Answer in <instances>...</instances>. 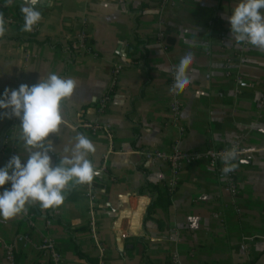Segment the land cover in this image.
<instances>
[{
    "label": "crops",
    "instance_id": "crops-1",
    "mask_svg": "<svg viewBox=\"0 0 264 264\" xmlns=\"http://www.w3.org/2000/svg\"><path fill=\"white\" fill-rule=\"evenodd\" d=\"M236 3L0 0V93L50 74L73 79L63 123L44 147L56 166L83 134L94 145L88 159L96 171L92 202L88 184L73 182L59 207L27 204L15 217L0 218V264H9L8 246L11 264H50L38 249L45 237L55 243L59 264H264V49L234 40L228 16ZM18 7L41 13L34 33L20 34ZM80 34L88 49L69 57L66 49ZM137 40L142 44L133 52ZM188 51L193 58L182 66ZM181 67L187 83L177 89ZM171 84L180 104L176 124ZM105 95L99 115L95 105ZM83 124L109 125L111 139ZM19 125L0 116V135L8 127L0 167L31 151ZM175 140L183 151L238 144L244 155L232 164L236 196L202 160L180 171L169 207L146 217L153 193L140 191L146 182L168 187L165 157Z\"/></svg>",
    "mask_w": 264,
    "mask_h": 264
},
{
    "label": "clouds",
    "instance_id": "clouds-1",
    "mask_svg": "<svg viewBox=\"0 0 264 264\" xmlns=\"http://www.w3.org/2000/svg\"><path fill=\"white\" fill-rule=\"evenodd\" d=\"M25 31L41 19V13L32 7L22 9ZM230 31L237 44L247 43L264 49V0H237L228 16ZM193 58L191 51L182 58V66ZM187 80L181 69L177 72L175 87L181 88ZM76 84L73 79L50 74L32 86L22 84L17 89L6 88L0 93V116L15 117L20 121L21 139L31 149L26 159L14 155L0 167V218H13L27 204L38 203L43 209L59 207L65 200V189L70 183L89 184L96 171L88 159L95 151L92 142L83 134L76 136L70 157L52 165L49 153L51 134H56L63 123L61 105L70 98ZM235 151L223 154L227 174L232 167L228 161L235 158ZM8 185L9 187H5Z\"/></svg>",
    "mask_w": 264,
    "mask_h": 264
},
{
    "label": "built area",
    "instance_id": "built-area-1",
    "mask_svg": "<svg viewBox=\"0 0 264 264\" xmlns=\"http://www.w3.org/2000/svg\"><path fill=\"white\" fill-rule=\"evenodd\" d=\"M36 31L35 27H32L30 32L34 33ZM88 49L87 41L85 35L80 34L70 47L66 49V52L69 57L73 54V51H82L86 52ZM121 71V68L118 67L115 69L114 74L117 75ZM173 84L170 87V93L172 95L171 102L169 104V113L171 114L173 124H176V121L180 113V104L173 95ZM109 96L105 95L96 103L97 114H102L107 105ZM82 128L91 130L92 132L99 131V133L104 134L107 138L111 139L110 127L106 124H83ZM229 151H235L236 155L234 159L228 161L227 166L232 167V164L239 160L243 155L240 146L238 144H231L219 148H207L203 151H183L180 148L178 140H175L170 149L169 155L165 157L170 166V171L172 173V178L168 184L169 193H173L175 188L178 185L180 171L194 162L205 160L208 164V170L224 185L225 191H227L232 197H235L237 194L236 188V178L233 171L225 174L222 169L226 166V163L223 159V154ZM88 199L92 202V187L88 184L87 186ZM39 251H42L45 254L50 256V264H59L60 258L58 252L56 251L55 243L49 239L44 238L38 248ZM5 258L9 264L12 263L13 258V249L11 246L5 247ZM177 263V262H176ZM175 263V264H176ZM178 264V263H177Z\"/></svg>",
    "mask_w": 264,
    "mask_h": 264
},
{
    "label": "trees",
    "instance_id": "trees-1",
    "mask_svg": "<svg viewBox=\"0 0 264 264\" xmlns=\"http://www.w3.org/2000/svg\"><path fill=\"white\" fill-rule=\"evenodd\" d=\"M17 16L21 20H24V13L22 12V7L17 8ZM214 23H215V21H213V24ZM19 32L23 36L27 34L26 31H24V30H20ZM141 44L142 43L137 40L136 43L134 44V46H130V49L133 52H136V51H138V47ZM144 56H145L144 54H140L141 58H144ZM145 191L147 193H150V194L153 193V200L147 209L146 217H150L156 209L166 210L169 207L170 198H171L172 194L169 193L167 187L164 190H159L156 186L146 182L145 186L140 191V193H142V192L144 193ZM73 199H74V196L71 195V197H69V200H73ZM91 264H95V262H91Z\"/></svg>",
    "mask_w": 264,
    "mask_h": 264
},
{
    "label": "water",
    "instance_id": "water-1",
    "mask_svg": "<svg viewBox=\"0 0 264 264\" xmlns=\"http://www.w3.org/2000/svg\"><path fill=\"white\" fill-rule=\"evenodd\" d=\"M33 5V4H32ZM34 7H35V5H33ZM8 129V127H6L5 129H4V131H2V133H1V135H0V148H1V146L3 145V137H4V134H5V132H6V130Z\"/></svg>",
    "mask_w": 264,
    "mask_h": 264
}]
</instances>
